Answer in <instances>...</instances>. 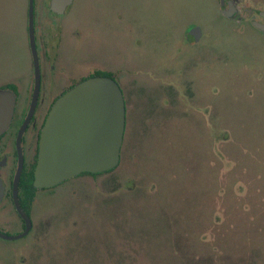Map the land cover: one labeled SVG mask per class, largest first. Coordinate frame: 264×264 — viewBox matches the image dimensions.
<instances>
[{
  "label": "rangeland",
  "instance_id": "obj_1",
  "mask_svg": "<svg viewBox=\"0 0 264 264\" xmlns=\"http://www.w3.org/2000/svg\"><path fill=\"white\" fill-rule=\"evenodd\" d=\"M27 2L0 0V87L22 96ZM67 18L117 71L121 161L55 189L38 215L49 232L0 264H264V34L217 0H76Z\"/></svg>",
  "mask_w": 264,
  "mask_h": 264
},
{
  "label": "flooded vegetation",
  "instance_id": "obj_2",
  "mask_svg": "<svg viewBox=\"0 0 264 264\" xmlns=\"http://www.w3.org/2000/svg\"><path fill=\"white\" fill-rule=\"evenodd\" d=\"M217 1L222 17L223 10L232 8L231 18H224L239 27L264 34V0ZM75 2L76 0H72L59 13L57 7L60 2L53 8L52 0H33L40 90L36 107L26 123L33 84L23 96L15 84L0 87V90H10L15 98L10 124L0 135V258L6 253L15 255L27 250L30 248L29 244L32 248L38 247L40 238L36 233H48L50 225L49 220L42 221L40 230L39 211L48 204L55 189L85 178L93 182L114 171L101 174L81 173L51 188L33 187L40 134L54 102L88 78L104 76L116 79L117 71L109 69L107 62L81 48L82 45L78 42L81 33L76 30L85 22L74 25L67 18ZM67 29L75 30L74 43L71 38L65 39L64 32ZM114 67L117 68L116 63Z\"/></svg>",
  "mask_w": 264,
  "mask_h": 264
},
{
  "label": "water",
  "instance_id": "obj_3",
  "mask_svg": "<svg viewBox=\"0 0 264 264\" xmlns=\"http://www.w3.org/2000/svg\"><path fill=\"white\" fill-rule=\"evenodd\" d=\"M57 3L60 4L58 12L62 13L72 0H52L51 6L55 8ZM222 15L230 19L232 8L223 10ZM27 31L33 93L25 123L36 107L40 90L33 0H28ZM189 35L197 42L201 37L200 28H190ZM14 105L12 92L1 89L0 135L10 124ZM125 126V98L115 79L96 76L78 83L60 96L48 113L40 134L33 187L51 188L81 173L101 174L115 170L121 161Z\"/></svg>",
  "mask_w": 264,
  "mask_h": 264
}]
</instances>
